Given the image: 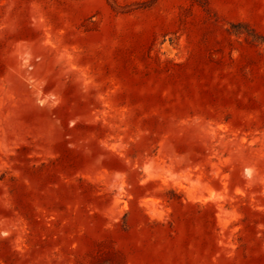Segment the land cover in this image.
<instances>
[{
    "label": "rangeland",
    "instance_id": "rangeland-1",
    "mask_svg": "<svg viewBox=\"0 0 264 264\" xmlns=\"http://www.w3.org/2000/svg\"><path fill=\"white\" fill-rule=\"evenodd\" d=\"M0 264H264V0H0Z\"/></svg>",
    "mask_w": 264,
    "mask_h": 264
}]
</instances>
